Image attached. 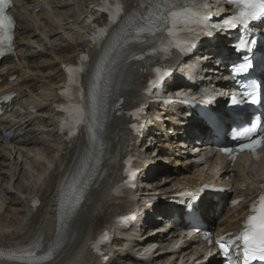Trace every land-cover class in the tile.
Instances as JSON below:
<instances>
[{
  "label": "bare ground",
  "instance_id": "1",
  "mask_svg": "<svg viewBox=\"0 0 264 264\" xmlns=\"http://www.w3.org/2000/svg\"><path fill=\"white\" fill-rule=\"evenodd\" d=\"M90 1L23 0L22 10L17 12L20 26L18 41H23L20 45L22 52L18 56V62L13 64L7 59L4 65H11L12 70L9 71L8 76H17L10 84V88L18 93V102L24 100V104L17 106L15 113L9 112L11 123L5 124L7 128L23 130L24 134L12 145L8 143L3 147V144H0L2 146L0 149V254L13 255L19 253L21 248H30L36 250L37 255L48 259L29 264H98L86 254L80 260V244L86 237L102 229L111 216L134 208L145 213V217L141 220L142 226L139 225L138 229V225H134L127 231L115 229L112 243L107 249L110 258L105 264L161 262L169 264L180 256L173 245L181 241L173 237L176 235V229L168 221L172 207L165 205L154 209L160 213L162 221L160 227L170 225V228L165 234L157 231L150 237L146 236V228L150 227L153 221L147 214V207L159 202L158 199L152 200L154 194H167L176 183L193 184L198 181L200 174H203L202 167L194 173H189L191 164L187 157L188 147L202 153L205 145L199 140L195 143L196 139L190 141L191 131L195 129L201 132V128L192 117H188L181 120L184 124L183 137L169 136L165 131L170 129V121L175 118L168 115L172 113L177 116L178 106L170 105L157 110L149 105L150 115L159 117L163 112L166 116L164 119L169 122H154L153 126L147 127L146 133L130 138L124 130L123 122L115 119L114 116L120 109L140 99L143 85L141 79H144V76L133 73L120 61H115L111 78L106 76L105 106L108 123L105 138L109 150L97 168V172H102V176L92 183L84 195L80 207L70 218L67 229L62 230L60 226L58 208L62 189L65 182L72 178L80 166V154L85 141L80 137L76 148L70 150L68 154L60 155L61 149H52V147L56 148V145L53 143L52 134L46 131L51 128L50 115L56 98L55 91L57 84L62 81L61 63L72 61L75 52L83 47L77 34L78 15ZM45 4H50L49 13L31 14L33 9H39ZM57 37L58 40L55 39ZM35 38H43L46 41L43 50L32 51L34 48L30 44L34 43ZM205 61V70H208L210 67L208 61ZM33 74L39 76L35 77ZM39 91L41 92L38 94ZM197 92L202 96L212 95L215 105H220V98L214 93V89L200 85ZM16 99L17 97L14 100ZM30 105L38 109L37 113H29ZM46 114L48 118H45ZM176 133L175 131L174 134ZM47 136L51 142L43 139ZM129 142H131L130 149L140 154L141 163L138 168L145 175L137 180L135 190L127 193L128 196L121 205L117 207L106 205L107 192L118 174L116 159L128 147ZM38 146L43 147L45 151L43 155L36 152L41 150ZM15 155H17L16 159ZM238 166L244 170L242 164H236L235 167ZM260 171H264V163ZM34 191L40 194L42 205L35 215L28 216L20 196H27ZM143 197L149 199L144 201ZM211 206L209 200H203L200 203L201 212L206 215ZM240 211V208H236L231 210L230 214H221L215 223L216 231L226 233L230 229H237L238 219L227 218ZM207 222L212 223V220L207 218ZM146 242L148 244L144 245ZM155 245L158 248L152 250ZM198 247L199 238L194 236L188 240L187 246L181 249V253L193 251L199 256L197 261H201L204 256L201 255ZM185 261L172 264L192 263L191 260ZM0 264L18 263L0 260Z\"/></svg>",
  "mask_w": 264,
  "mask_h": 264
},
{
  "label": "snow or ice",
  "instance_id": "2",
  "mask_svg": "<svg viewBox=\"0 0 264 264\" xmlns=\"http://www.w3.org/2000/svg\"><path fill=\"white\" fill-rule=\"evenodd\" d=\"M237 8V14L231 18H227L223 23L228 27L240 25L247 27L251 22L264 18V0H230ZM197 0H140L138 5L133 4L132 0H127V5L117 4L115 13L110 12L109 18L111 23H116L120 18L121 13H124L128 18L118 26L119 30L112 36V40L103 50V54L98 62L92 68L93 82L89 93L90 103L86 108L83 104H74L69 110L72 117L69 134H74V130L79 125L87 126L89 133V142L95 148L97 140L96 127L99 121V114L106 111V97L100 95V82L106 76L111 78L114 71V63L117 60L135 61L143 59L142 52L132 50V44H144L152 41L160 40L161 43L168 38H173L185 30L191 31L193 25H200L206 19V14L195 7ZM9 6V0H0V55H3V48L8 47L11 50L13 41L14 20L12 17L5 14L6 8ZM131 9L129 12L128 9ZM140 9H143L142 11ZM105 10V9H101ZM207 25H205L206 27ZM216 28V25L212 26ZM107 35V30L102 29L99 33V38ZM90 39L93 43L96 42L97 36L94 34ZM175 44V41H172ZM255 40H240L236 46V50L240 51V45H243L244 55L242 62L234 64V75H239L253 69L254 65L260 71H264V53L253 52L251 45ZM184 50V47H192L191 40H184L183 45H176ZM166 51L167 49H162ZM153 51H156L155 49ZM252 52L250 56L248 53ZM89 58L87 55L81 57L80 71H84L83 64ZM68 78L69 83L75 82L73 69L69 68ZM157 72L160 69H156ZM63 94V93H62ZM248 99L252 103L257 102V97L254 91L247 93ZM80 97L83 99V91H80ZM233 104L238 103L236 97L231 98ZM247 102V101H245ZM133 128L137 125L133 124ZM257 129L251 127L247 132L255 134ZM264 146V135L257 136L255 139L249 137V142L240 145V151L248 150L255 152L257 148ZM224 152H230L231 149L224 148ZM90 169L88 165L81 163L75 175L72 176L70 182L66 185L65 191L60 201V220L61 228L64 227L63 216L67 207L79 205L83 199V185L87 182V177ZM203 191V190H202ZM189 196L193 195L188 193ZM37 202H33L34 206ZM185 204L184 210L194 218V206L191 200L183 201ZM258 211L259 214H256ZM237 241V249L242 244L244 254V264H251L253 261L264 262V196L260 197L259 205H253L252 214H250L244 225L243 230L235 237V240L225 241L223 239L217 241L221 252L225 258L226 264H235L231 258V244ZM211 243V241H209ZM32 256V252H28Z\"/></svg>",
  "mask_w": 264,
  "mask_h": 264
},
{
  "label": "rangeland",
  "instance_id": "3",
  "mask_svg": "<svg viewBox=\"0 0 264 264\" xmlns=\"http://www.w3.org/2000/svg\"><path fill=\"white\" fill-rule=\"evenodd\" d=\"M40 39H42L41 41H40ZM35 38V40H34V43H32V44H30V46L31 47H33L34 49L32 50L33 52L34 51H39V50H43L44 48H45V42L46 41H44L43 40V38ZM56 40H58L59 39V37H57V38H55ZM40 41V42H39ZM33 75H35V77H38L39 75L38 74H33ZM19 78V77H18ZM41 91H39L38 92V94L40 93ZM22 102H24V100L22 101ZM20 105V102H18V104H17V106H19ZM16 106V107H17ZM46 138H49V137H46ZM38 147H40V149L42 150V152H41V150H37L36 152L37 153H40V154H44V150H43V147L42 146H38ZM0 149H1V147H0ZM16 149V148H15ZM15 150H13V152H14ZM42 154V155H43ZM16 157H17V155H15V159H16ZM5 164H7V163H5ZM22 166V165H21ZM169 167H167V169H168ZM166 170V169H165Z\"/></svg>",
  "mask_w": 264,
  "mask_h": 264
}]
</instances>
